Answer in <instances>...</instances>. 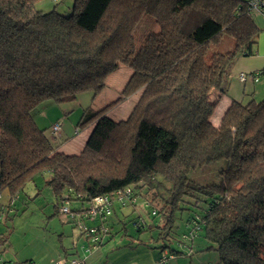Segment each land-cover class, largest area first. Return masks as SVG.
Segmentation results:
<instances>
[{
	"label": "trees",
	"instance_id": "obj_1",
	"mask_svg": "<svg viewBox=\"0 0 264 264\" xmlns=\"http://www.w3.org/2000/svg\"><path fill=\"white\" fill-rule=\"evenodd\" d=\"M39 1L0 0V193L13 198L41 173L55 212L64 196L79 203L76 214L108 196L109 212L95 219L115 200L146 209L151 223L138 214L132 225L147 240L123 247L174 256L170 240L201 234L221 264H264V98L231 101L214 124L209 97L224 90L236 57L254 54L261 29L250 0H72L63 14ZM121 64L131 74L120 95L81 114L76 133L90 128L81 150H58L57 135L35 122L37 106L97 95ZM135 94L126 117L108 116ZM205 168L217 179L190 178ZM185 212L187 232L174 237Z\"/></svg>",
	"mask_w": 264,
	"mask_h": 264
},
{
	"label": "rangeland",
	"instance_id": "obj_2",
	"mask_svg": "<svg viewBox=\"0 0 264 264\" xmlns=\"http://www.w3.org/2000/svg\"><path fill=\"white\" fill-rule=\"evenodd\" d=\"M35 7L45 12L56 9L62 14L63 12L69 13L72 7V0H41L35 3ZM263 16L264 14L257 11L254 12L253 15V20L260 27L264 24ZM256 47L257 45L254 44V53ZM129 74H131V68L121 64L116 71L107 75L104 88L97 94L94 100L92 94L91 96L85 95L87 92H90L87 91L84 97H81L79 100L76 98L73 101L61 103L53 102V100H46L40 103L35 109L33 116L37 126L48 132L51 131V126L57 123L60 127L59 132L56 134L57 137H59L58 139L62 138L64 141L69 135V139L66 141H68L70 145L75 147L78 146L80 141H82L81 139L84 138L90 129H79V132L76 133L78 130L77 124L82 116L81 114H83L84 107L93 103V108L98 109L112 102V100H115L128 81ZM133 96V98H127L119 106L109 111L107 113L108 116L113 119L126 117L135 102L134 99H137V94ZM215 117L216 114L212 116V119ZM216 173L217 169L205 168L200 171H195L189 176L195 182L205 184L217 179ZM43 179L44 177L42 174L38 173L34 175L32 180L25 184L24 190L20 192L21 198L16 205L19 210L14 215V218H12V221L7 223V228L10 233L12 234L14 232L15 234L14 244L19 245L21 248L20 254L27 255L29 253H34V255H38L37 258L43 257L44 254L46 255L53 247L63 250L64 246L70 244L72 237L76 239V235L78 234V229H76L77 226L74 227L71 223L66 222L67 219L71 218L70 214L54 212V196L49 188L44 185ZM76 207L77 204L75 202L69 203L70 209L74 210ZM118 212L126 215L122 217L121 214H118L120 219L122 218V226L118 223L112 226L111 232L114 233L115 236L110 241H107L108 243H105V249L126 243L130 240L135 241L137 240L136 238L147 240L149 232L138 233L135 230V226L132 225V218L137 217L138 214L141 215L146 224L151 223V214L146 213V209H137L133 213L131 208L127 206L123 211ZM186 214L185 212L183 216L178 215L174 223L175 226L172 230V236L177 237V235L187 232V228L184 226ZM110 216L113 218V215ZM2 221L4 222L3 219L0 222ZM121 227H125V233ZM61 233H64V240L63 237H61ZM200 235L201 234L194 236L191 255H186L187 253L185 251L186 254L184 255L172 256L171 259H169V263L177 264V262L179 263V261H181L183 264H189L188 261L191 260L190 262H196V264H221L219 263V257L216 252L198 249L204 245V239ZM162 242L168 243L167 240H161L160 243ZM169 243L170 247L178 248L175 238L170 240ZM153 251L157 252L158 249H154ZM167 253H169V251H167ZM58 260L61 259H56L53 264Z\"/></svg>",
	"mask_w": 264,
	"mask_h": 264
},
{
	"label": "crops",
	"instance_id": "obj_3",
	"mask_svg": "<svg viewBox=\"0 0 264 264\" xmlns=\"http://www.w3.org/2000/svg\"><path fill=\"white\" fill-rule=\"evenodd\" d=\"M264 17V16H263ZM257 25V24H256ZM261 31H259V35L256 40V51L253 55L250 56H241L237 57L234 63L230 66L227 78L224 84V90L222 92L218 90H213L210 94V99L212 101L217 102V106L214 112L216 117L212 119L211 122L214 124H218V121L226 111V108L230 105L231 101H248L250 99H254L259 101L264 98V72L259 76L257 81H253L250 78H247L244 82L238 79L239 72H251L257 70H264V24L257 25ZM259 39V40H258ZM248 88V90H247ZM85 92L78 93L77 98L78 100L81 97H84ZM93 95V100L96 98L97 95H94L92 92H87V96ZM86 96V97H87ZM93 107L92 104H88L84 107ZM83 109V110H84ZM48 131L47 133H49ZM50 134V133H49ZM88 134V133H87ZM87 134L84 136L82 141L78 146L70 145L68 141V137L65 138L64 142L63 139L56 138V142L58 144V150L66 152V153H75L81 150L85 139L87 138ZM71 141V140H70ZM70 145V146H69ZM24 190V188H23ZM21 198V193L17 194L13 198H9L7 191H2L0 193V221L3 219L4 222H0V258H3L5 264H53L56 259H63L68 260L70 258H81L84 259L86 264H156L155 262L160 258L162 255V250H158L157 252L153 251L155 248H151L148 245H139L137 247H123L122 243L120 245H115L105 249V243L110 241L115 236L114 233L111 232L112 226L116 223L121 224L122 226V218L120 219L118 214H121L124 217L126 214L119 213L118 211H123L128 205L121 204L118 201H113L111 212L108 216L103 219H93L88 220L86 222L87 226L90 227H99L102 223L104 228H107L105 232L101 231L100 239L102 240L101 245L97 246V249L89 251L88 247L90 242L88 241L89 238L83 234L78 229V234L76 235V239L72 237V240L68 246H64L63 250L58 249L57 247H53L46 255L44 254L43 257L37 258L38 255H34V253H29L27 255H21L20 250L21 248L19 245L14 244V232L11 234L8 227V222L12 221L14 215L19 210L17 208V202ZM56 203V199L54 198L53 207ZM77 207L79 206L78 202H75ZM24 204V202H23ZM76 207V208H77ZM129 207V206H128ZM8 211V213H7ZM3 212V213H2ZM55 212V211H54ZM70 216L71 218L67 219V223H71L72 226H76V213ZM110 215H113L111 218ZM113 219V220H112ZM78 227H76L77 229ZM122 228V227H121ZM6 236V240H3V236ZM61 237L64 240V233H61ZM84 237V239H83ZM140 239V238H138ZM141 240V239H140ZM193 241H187L184 243L179 244L177 241L178 248H174L175 250H179L180 253L176 255H191L192 254V247ZM149 243V242H148ZM150 245H153L150 243ZM123 247V248H122ZM205 243L202 247L198 248L199 250H205ZM164 251H169L168 249H164ZM186 251V253H185ZM213 251V250H209ZM215 252V251H214ZM175 256V255H174ZM40 257V256H39ZM198 258V257H197ZM189 260V264H196V262L192 263ZM220 263V262H219ZM177 264H183L181 261Z\"/></svg>",
	"mask_w": 264,
	"mask_h": 264
},
{
	"label": "built area",
	"instance_id": "obj_4",
	"mask_svg": "<svg viewBox=\"0 0 264 264\" xmlns=\"http://www.w3.org/2000/svg\"><path fill=\"white\" fill-rule=\"evenodd\" d=\"M250 5L253 7L257 12H264V2L263 0H250ZM260 75V72H256L251 75H247L244 72H239L238 74V79L242 82L245 81L247 77L252 79L254 82L258 80ZM59 125L55 123L51 126V132L52 134L56 135L59 132ZM129 187H125L120 189L119 191L116 192V196L118 199H123L125 198L129 193L130 189ZM69 199L67 196H64L59 203L58 206V212L61 213H68L70 216L74 215L72 210L69 208ZM110 198L108 196H98L93 199L92 202L88 205V207L85 209V211L76 214L77 219H76V226L78 227L81 232L85 236L89 238L90 245L88 247L89 251L97 249V246L99 245L100 242V232L105 231V228L101 225L99 227H88L83 220L89 219L93 220L97 217L104 216L103 214L109 212V207H110ZM3 213V212H2ZM73 217V216H72ZM172 255L170 253H167V251H163L162 255L160 258L155 262L156 264H170L169 259H171ZM0 264H5V261L3 258H0ZM55 264H86L84 259L81 258H70L68 260H58Z\"/></svg>",
	"mask_w": 264,
	"mask_h": 264
}]
</instances>
